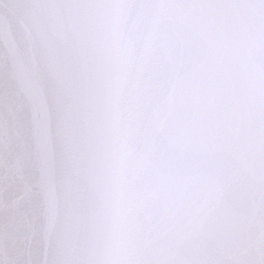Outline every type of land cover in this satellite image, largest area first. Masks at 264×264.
<instances>
[{
    "label": "snow or ice",
    "instance_id": "6c2138e0",
    "mask_svg": "<svg viewBox=\"0 0 264 264\" xmlns=\"http://www.w3.org/2000/svg\"><path fill=\"white\" fill-rule=\"evenodd\" d=\"M32 7L0 103L14 55L42 182L87 179L83 248L54 264H264V0Z\"/></svg>",
    "mask_w": 264,
    "mask_h": 264
},
{
    "label": "water",
    "instance_id": "95a60500",
    "mask_svg": "<svg viewBox=\"0 0 264 264\" xmlns=\"http://www.w3.org/2000/svg\"><path fill=\"white\" fill-rule=\"evenodd\" d=\"M38 0H0V51L31 55L30 33L48 22ZM64 23L72 18L65 15ZM8 56L7 103H0V264H54L76 254L87 229V179L56 166L48 183L36 163L37 146L22 127L26 106Z\"/></svg>",
    "mask_w": 264,
    "mask_h": 264
}]
</instances>
